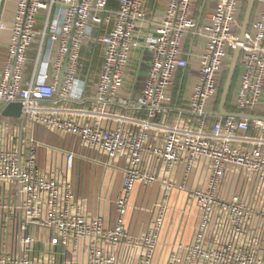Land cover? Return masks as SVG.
I'll list each match as a JSON object with an SVG mask.
<instances>
[{
  "label": "built area",
  "instance_id": "built-area-1",
  "mask_svg": "<svg viewBox=\"0 0 264 264\" xmlns=\"http://www.w3.org/2000/svg\"><path fill=\"white\" fill-rule=\"evenodd\" d=\"M242 0H220L211 24L200 28L191 18L196 0H170L166 13L156 23V32L143 47L152 53L144 89L137 101L118 93L123 89L132 52L140 46L138 23L145 20L146 0H19L8 55L0 67V264H118L120 249L140 250L137 264H154L174 192L185 193L199 209L191 242L173 245L166 264H264V121L217 116L206 110L217 93V77L234 50L239 35L234 23ZM254 33L241 44L244 72L236 103L231 111L255 114L264 88V0ZM64 6L61 20L54 18L57 4ZM45 21L38 30V19ZM7 25L0 21V29ZM207 37L200 57L199 80L187 107L173 125L160 119L168 115L166 91L176 71L188 66L182 47L188 35ZM40 37L31 79L24 81L29 51ZM104 45L96 95L91 101L94 124L77 120L63 105L83 98L80 79L82 51L86 41ZM48 43L55 44L56 77L52 83L37 81ZM68 56L63 83L59 73ZM22 104L20 118L2 115L10 103ZM123 107L143 112L129 127L101 125L106 107ZM18 119L78 138L93 151L90 164L108 165L102 159L121 163L122 183L115 199L117 220L107 226L101 213L89 212L78 197L69 175L77 154H61L62 164L49 169L39 163L45 145L35 138L25 140L10 125ZM14 128V127H13ZM205 161L206 176L193 182L199 164ZM160 187L159 199L151 210L145 230L133 233L125 219L136 187ZM138 249V250H136Z\"/></svg>",
  "mask_w": 264,
  "mask_h": 264
},
{
  "label": "crops",
  "instance_id": "crops-1",
  "mask_svg": "<svg viewBox=\"0 0 264 264\" xmlns=\"http://www.w3.org/2000/svg\"><path fill=\"white\" fill-rule=\"evenodd\" d=\"M18 1L19 0H0V21L7 25L6 29H0V67H3L5 64L8 55L12 35L11 27L14 24ZM169 1L170 0H146L145 2L146 18L138 23L135 33L137 39L140 41V46L135 48L132 52L131 60L125 73L124 87L118 93L119 97H123L130 102L134 103L141 95L152 61L151 51L142 45H144L149 37L155 34L156 23L163 19ZM219 2L220 0H196L191 8V18L198 23L200 28L210 25L211 16L216 11ZM245 2L246 0L241 1L236 21L234 23V30L238 35L240 34L245 16ZM110 7L112 9H117L118 0H110ZM63 9L64 6L58 3L53 12L54 18L61 20ZM259 10L260 5L256 2L244 40L251 39L254 33L253 23L258 19ZM44 21L45 12H42L38 19V30L42 29ZM207 40V37L203 35L199 36L190 34L187 36L182 47V56L187 59L188 66L182 70L176 71L173 76L174 83L166 91V105L170 108V111L168 112V115L163 116L160 119L162 123H166L167 125L176 124L179 118V111L187 107L193 88L199 80L200 57L205 52ZM39 46L40 37H38L29 51V61L24 75L25 82H28L33 75ZM98 50L99 54L96 55ZM227 52L228 56L226 57L222 70L217 77V93L209 99L206 104V110L212 114L219 112L222 91L227 80L234 50L227 48ZM56 53L55 44L48 43L46 57L40 65L39 74L37 76L38 82L52 83L54 81V78L57 75L54 66ZM82 59L84 65L80 73V79L85 83L83 98L77 102H66L63 107L65 108V111L69 112L77 120L88 124H94L95 117L91 113V111H93L91 101L96 95L101 66L104 60V45L95 39H89L84 44ZM98 60L99 62H97ZM95 61L97 62V68L92 70ZM62 68L59 73V81ZM243 72L244 66L241 62L240 53L239 62L236 67L226 104L228 110L232 109L236 103ZM104 112V119L101 121V125L105 128H116L118 126L129 127L130 123L133 122V119L141 114L143 115V112L133 109L128 110L123 107L112 108L111 106L106 107ZM254 113L256 115L264 116V88L262 97ZM13 123L14 128L11 130H18L19 134H21L25 140H29L32 137L45 145V147L40 149L38 158L40 165L46 169L53 166V161L59 164H62L63 162L61 154H53L54 151L46 148V146L71 150L77 154L76 167L73 172L69 173V175L74 183L78 197L83 200L89 212L103 214L106 225L114 226L117 220L115 199L120 193L122 183L121 163L104 158L102 160L108 165L96 166L92 163L90 164L89 159L93 157L96 158L97 155L82 145L77 137L58 130L47 129L31 122L23 124L18 119H15ZM206 170L205 161H202L194 173L193 182L195 184L203 183L206 176ZM159 193V186L142 188L141 185H136L128 204V211L125 219L127 229L135 234L146 229L152 213L142 212L140 210L141 204L149 206V209L151 210L155 201L159 199ZM167 205L168 211L163 227L162 240L157 249L154 264H166L169 253L172 249L171 247L175 243L191 242L197 226L199 209L197 205L187 198L185 193L174 192L170 196ZM188 223H192V227L190 232L186 234L185 226ZM169 242L171 243L169 245L171 247H166ZM139 253L140 250L133 251L121 248L120 261L118 264H137ZM78 259L80 264H86L85 253L83 250L80 251Z\"/></svg>",
  "mask_w": 264,
  "mask_h": 264
},
{
  "label": "water",
  "instance_id": "water-1",
  "mask_svg": "<svg viewBox=\"0 0 264 264\" xmlns=\"http://www.w3.org/2000/svg\"><path fill=\"white\" fill-rule=\"evenodd\" d=\"M256 3V0H248L247 1V7L245 11V16L243 19L242 23V28L239 34V44L237 47L234 49L232 61L230 64L227 80L224 86V89L222 91V96H221V101H220V106H219V112L215 113L217 116H232V117H237V118H246L249 120H263L264 121V116L263 115H256V114H245V113H238L234 111H230L226 108L228 96L230 94V89L232 85V80L236 71V67L239 62V57L241 53V44L244 41L246 31L248 29L249 23H250V18L254 9V5ZM68 58V56H67ZM67 58L65 59V63L63 65L62 71H61V76H60V81L58 85V90L61 88L62 85V80H63V75L66 69V64H67ZM2 115L4 117H9V118H20L22 115V104L20 102L16 103H10L8 104L3 110H2Z\"/></svg>",
  "mask_w": 264,
  "mask_h": 264
},
{
  "label": "rangeland",
  "instance_id": "rangeland-1",
  "mask_svg": "<svg viewBox=\"0 0 264 264\" xmlns=\"http://www.w3.org/2000/svg\"><path fill=\"white\" fill-rule=\"evenodd\" d=\"M246 5H247V0H246V2H245V7H244V10H245V8H246ZM242 17H243V14H242ZM97 54H99V50L97 51V53H96V55ZM98 59H99V56H98ZM97 62H99V60L97 61ZM97 62L95 61L94 62V64H93V69L92 70H95L96 68H97ZM228 68H229V66H228ZM228 68H227V71H228ZM227 71H226V74H227ZM226 76V75H225ZM10 128L12 129L13 128V125H10ZM191 227H192V223H188L186 226H185V230H186V234H188L189 232H190V230H191ZM170 228V227H169ZM162 235H163V230H162V234H161V238H162ZM162 240V239H161ZM171 242V241H170ZM168 243V246H166V247H171V246H169L171 243ZM173 247V246H172ZM171 247V248H172ZM169 249V248H168ZM162 262H163V260H162ZM80 264V263H79Z\"/></svg>",
  "mask_w": 264,
  "mask_h": 264
},
{
  "label": "trees",
  "instance_id": "trees-1",
  "mask_svg": "<svg viewBox=\"0 0 264 264\" xmlns=\"http://www.w3.org/2000/svg\"><path fill=\"white\" fill-rule=\"evenodd\" d=\"M231 110V109H230Z\"/></svg>",
  "mask_w": 264,
  "mask_h": 264
}]
</instances>
